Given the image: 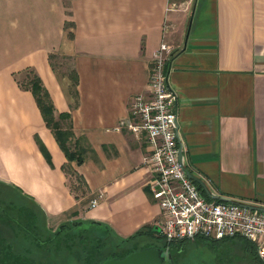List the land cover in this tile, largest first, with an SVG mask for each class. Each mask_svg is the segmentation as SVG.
<instances>
[{"label":"crops","instance_id":"obj_1","mask_svg":"<svg viewBox=\"0 0 264 264\" xmlns=\"http://www.w3.org/2000/svg\"><path fill=\"white\" fill-rule=\"evenodd\" d=\"M162 42L176 48L167 74L194 182L210 200L208 193L264 207V0H0V185L34 202L50 231L98 223L119 240L142 233L139 248L162 240L171 252L182 243L149 232L161 208L143 162L147 144L129 128L115 130L131 99L147 92ZM57 57L71 61L75 88L56 70ZM28 71L40 77L56 117L69 115V146L81 164L68 161L20 85ZM71 174L84 192L71 190ZM220 240L240 242L262 264L252 242Z\"/></svg>","mask_w":264,"mask_h":264},{"label":"built area","instance_id":"obj_2","mask_svg":"<svg viewBox=\"0 0 264 264\" xmlns=\"http://www.w3.org/2000/svg\"><path fill=\"white\" fill-rule=\"evenodd\" d=\"M171 27L166 23L164 34ZM175 51L174 46L165 42L154 51L147 92L131 99L130 116L115 127L116 131L131 129L147 144L143 162L153 177V198L161 208L156 223L158 233L168 242L195 237H242L255 245L257 258L264 264V212L235 202L208 199L180 163L178 97L167 74ZM97 204L94 200L91 207Z\"/></svg>","mask_w":264,"mask_h":264},{"label":"trees","instance_id":"obj_3","mask_svg":"<svg viewBox=\"0 0 264 264\" xmlns=\"http://www.w3.org/2000/svg\"><path fill=\"white\" fill-rule=\"evenodd\" d=\"M26 74L30 75L31 78H29L28 82L20 81V85L23 88L32 91L46 125L54 133V136L62 151L65 153L68 161L77 160V162L81 164L83 162L82 157L78 156V154L69 146L70 138L73 136L71 126L69 124H63L64 122L69 121V115L67 113H62L56 117L54 105L48 91L43 87L40 77L34 73V71H28ZM71 79L73 87L75 88L78 83L76 72L73 71ZM73 92L74 95H76V91L74 90ZM40 148L48 161H50V156L44 146L40 144ZM76 180L79 183V189L84 192L85 183L80 176H76ZM71 190L74 191L72 188ZM5 192L14 194L15 198L1 197ZM18 199H21L22 202H26L27 205L23 204L19 207L18 203L15 202V200ZM13 208L17 211V218L12 221V223L14 222L15 227H11V225L8 226L14 235H17L19 231L23 236L28 239L30 238L31 244L24 245L23 249L21 248L22 250H20L15 244H5L4 239H0V264H51L52 257H41L40 255L44 252L50 253L53 251H60L61 248L70 249V245L75 243L73 240H75L74 236H76L72 235V233H75L76 231L77 233L75 234L79 236V242L83 243V256L80 259L81 264H101L108 258H122L134 250L141 249L134 241L142 233H138L127 240H119L114 237L109 230L101 227L98 223L88 224L83 222H72L64 224L57 231L52 232L46 227L43 211H41L34 202L21 196V194L15 189L0 185V219L10 222L12 220L10 217L12 216L9 215ZM41 224L42 226H40ZM149 232L151 235L158 234L156 227L150 229ZM1 234L2 233L0 232V237H3ZM41 234L45 235V238H43ZM107 234H111L116 242H112L111 248L106 254L103 251L104 246H101L100 244L101 242L107 243V240L111 237H107ZM63 237L65 238L63 239ZM158 238L162 239L160 236ZM200 238L215 242L216 244L223 242V240H212L204 237ZM90 241L92 245L90 244ZM51 246H53V249ZM166 247H163V249L168 248ZM54 258L55 257H53V259ZM44 259H47V261ZM57 263L59 264V262Z\"/></svg>","mask_w":264,"mask_h":264},{"label":"rangeland","instance_id":"obj_4","mask_svg":"<svg viewBox=\"0 0 264 264\" xmlns=\"http://www.w3.org/2000/svg\"><path fill=\"white\" fill-rule=\"evenodd\" d=\"M54 63L56 64L55 66L58 73L61 75L68 74L71 78L73 70L71 69V61L69 59L57 57L54 59ZM29 78H31V76L27 74L20 77L22 82H28ZM63 124L67 125L68 122H64ZM69 184L76 193L80 191V186L73 174L69 176ZM1 197H12L14 199L15 195L11 194L10 192H5L3 195H1ZM15 202L18 203L19 207H21L23 204L27 205V203L22 202L21 199L15 200ZM16 212L17 211L15 208L11 210L9 216H12L10 217L12 220L10 222L0 219V232L3 236L0 237V239H4L5 244H15L18 249L22 250L23 246L30 245L31 241L30 238L28 239L27 237L23 236L19 231L17 235H14L8 226L11 225V227H15L14 222L12 223V221L17 218ZM40 226H42V224ZM75 233H77V231ZM75 233H72V235H76L74 236L75 240H73L75 243L70 245V249L61 248L60 251H53L50 253L40 252L42 253L40 256L52 257L51 264H58L57 262H59V264H81L80 259L83 256V243L79 242V236ZM41 235L43 238H45V235ZM107 235V237L111 236L109 240H107V243L101 242L100 244L101 246H104L103 251L106 254L110 250L112 242H116L111 234ZM64 238L65 237H63V239ZM162 242V240L161 242L157 240L154 242V245L163 248ZM90 244L92 245L91 241ZM215 246V244L212 245L209 241L198 238L190 239L182 243H175L174 245L170 246V250L175 264H259L256 259L249 256L245 252L244 246L241 245L240 242H235L231 245L230 243L223 245L219 244L216 246V248ZM51 248L53 249V246H51ZM53 257L55 258L53 259ZM44 260L47 261V259Z\"/></svg>","mask_w":264,"mask_h":264},{"label":"water","instance_id":"obj_5","mask_svg":"<svg viewBox=\"0 0 264 264\" xmlns=\"http://www.w3.org/2000/svg\"><path fill=\"white\" fill-rule=\"evenodd\" d=\"M179 159H180V163L187 171L188 176L192 180L196 181V179L188 172V170L184 165L183 147L180 141H179ZM208 195L210 198L215 199L217 201L235 202L236 204L242 207L264 212V207L232 201L229 199L218 197L216 195H212L210 193H208ZM156 229L158 231V228ZM101 264H175V262L171 252L168 249L166 250L163 249L162 247L150 246V247L134 250L122 258H116V257L108 258Z\"/></svg>","mask_w":264,"mask_h":264}]
</instances>
